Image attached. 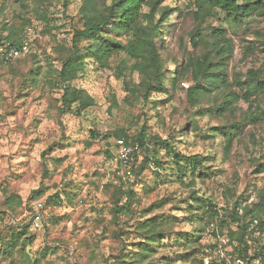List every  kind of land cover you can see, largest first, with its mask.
Masks as SVG:
<instances>
[{"label":"rangeland","instance_id":"obj_1","mask_svg":"<svg viewBox=\"0 0 264 264\" xmlns=\"http://www.w3.org/2000/svg\"><path fill=\"white\" fill-rule=\"evenodd\" d=\"M110 2L0 0V32L20 38L22 46L17 59L0 64V264H12L3 240L22 224H27L31 238L23 247L28 259L20 251L15 261L122 264L123 259L140 257V223L153 216L158 223L170 220L163 224L166 233L143 262L130 264H196L199 256L207 264L225 256L232 245L226 231L213 234V222L197 235L186 211L196 206L191 192L222 208L231 207L235 199L250 205L264 192V172H257L264 164V93L245 99L250 70L264 77V9L229 22L223 12H199L196 0H162L158 8L170 10L165 33L155 40L169 75L180 71L173 86L145 98L144 74L134 67V57L121 52L109 58L108 66L86 60L71 85L85 90L93 104L80 114L63 109V90L55 80L61 58L72 46L73 31ZM141 11L148 7L142 5ZM160 14L155 12V21ZM215 27L222 28L218 37L211 34ZM104 30L115 35L109 26ZM116 37L125 40L124 33ZM202 58L217 64L226 85L193 105L187 89L196 85L192 71ZM34 67L37 74L29 81L27 74ZM212 106L216 109L209 110ZM234 123L239 133L227 158L221 159V137L205 134ZM143 128L150 135L173 138L171 143L185 154L214 159V174L188 176L181 182L174 164L165 163L163 149L157 154L161 166L150 161L143 167L148 153L133 140ZM124 144L131 149L127 163L119 157ZM119 188L134 190L131 211L114 217L116 204L125 202ZM37 190L39 197H32ZM9 195L15 198L12 209L4 204ZM260 214L264 220V210ZM178 232L196 237L189 253L175 243ZM252 237L258 246L250 253L264 246V225Z\"/></svg>","mask_w":264,"mask_h":264},{"label":"trees","instance_id":"obj_2","mask_svg":"<svg viewBox=\"0 0 264 264\" xmlns=\"http://www.w3.org/2000/svg\"><path fill=\"white\" fill-rule=\"evenodd\" d=\"M91 3L92 0H88ZM162 0H111L105 5L102 11L91 12L84 20L82 27L73 31L71 48L63 54L61 58V69L55 75V80L61 85L63 93L61 96L62 108L74 110L80 114L85 108L93 104V99L85 90L71 85V82L83 71L86 60L90 59L97 62L100 66H108L109 58L121 52H126L128 55L136 59L134 67L140 69L144 74L141 86L143 88V96L147 98L151 92L160 93L167 92L168 88L173 86L178 77L177 71L173 73L167 72L160 58L157 49L156 37L161 33H165L164 21L170 8H158ZM197 9L203 14H215L223 12L229 22L240 20L243 16L249 15L257 9H264V0H196ZM142 5L148 7L147 12H142ZM94 2L92 3V9ZM161 11L160 17L155 21V12ZM109 26V30L117 36L124 33L125 40L118 39L115 35L110 36L104 28ZM1 29V27H0ZM3 29V27H2ZM222 28H213L211 34L220 36ZM196 36L199 32L196 31ZM5 40L12 45H19L20 38L10 33L3 35L0 32V41ZM216 45V44H215ZM17 59V57H15ZM14 58V59H15ZM0 60V64H3ZM8 64V63H5ZM191 66L187 65V70ZM183 70V68H182ZM193 78L196 85L187 89V95L193 105L199 104L200 97L204 94L211 93L225 86L223 72L217 67V64L211 59L202 58L193 67ZM180 73V71H179ZM37 74V68H31L27 74V80L33 81L34 75ZM25 79V80H26ZM245 99L249 101V97L253 94L264 93V77L258 76L256 71L250 70V77L245 82ZM215 110L213 106L209 110ZM220 110V108L218 109ZM201 111V109H199ZM222 111V110H221ZM239 124H232L227 127H218L217 129L205 134V137L214 138L215 135L221 137L222 154L221 159L227 158L233 141L238 135ZM171 139H162L159 135H150L143 128L133 140L137 141L141 148H144L148 153L144 157L143 167H148L151 161L156 166H161L162 163L157 158V154L164 150V155L167 161H171L176 169L177 178L182 182L183 178L200 177L209 178L214 172L210 170L211 162L214 159L201 153L185 154L177 150L176 145L171 143ZM109 154V152H108ZM141 168V166H140ZM136 172V171H135ZM258 173L264 172V164L258 166ZM136 174V173H135ZM158 174V173H157ZM132 188L121 189L119 193L125 196L124 204L114 207L113 216L118 213L128 215L131 211V199L133 198ZM194 190L191 192V199L194 201L195 207L188 206L186 208L189 221L195 223V231L197 235L204 226L211 222L215 225L213 229L216 231L213 234L222 235L226 231L225 237L227 243L231 244L232 250L225 253V256L219 260L210 259L207 264H254L258 261L259 264H264V246H259L250 253L252 246L256 245L254 233L262 231L264 220L260 216V212L264 210V192H259V199L250 205H242L241 201L235 199L232 206L218 207L210 198L195 196ZM41 191H33L32 197H39ZM14 196L5 197L4 204L11 205L14 202ZM170 220L165 219L158 223L156 217H150L140 223V228L144 229L143 244L141 245L140 257L131 258L129 261L124 259L122 264H130L131 262H143V259L149 256L151 249L155 247L156 241L165 235L163 224ZM235 224L236 228L230 225ZM198 225V226H197ZM27 224L10 231V235L3 241H6L5 250L7 255L11 256L12 264H23L21 259L14 260L19 252L23 251L22 256L27 260L28 257L24 254V245L31 242L26 229ZM189 232H178L175 240L176 244L181 246L183 253H189L188 249L192 247L195 238L189 237ZM196 235V236H197ZM219 237V236H218ZM9 241V242H8ZM253 243V244H252ZM255 244V245H254ZM192 249V248H191ZM195 259V258H194ZM253 261V262H252ZM196 264H204V256H199L194 260ZM31 264H39L38 259L34 258Z\"/></svg>","mask_w":264,"mask_h":264},{"label":"built area","instance_id":"obj_3","mask_svg":"<svg viewBox=\"0 0 264 264\" xmlns=\"http://www.w3.org/2000/svg\"><path fill=\"white\" fill-rule=\"evenodd\" d=\"M22 46L18 47L15 45H12L10 42H7L5 40L0 41V60L4 63H10L15 57L19 55L21 52ZM121 143V141H119ZM131 153V149L124 145H121V149L119 152V157L123 163H127L128 156ZM213 223H211V226ZM254 264H259L258 261H255Z\"/></svg>","mask_w":264,"mask_h":264}]
</instances>
